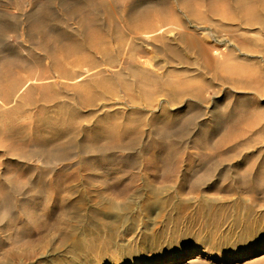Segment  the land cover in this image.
I'll list each match as a JSON object with an SVG mask.
<instances>
[{"label":"rangeland","instance_id":"obj_1","mask_svg":"<svg viewBox=\"0 0 264 264\" xmlns=\"http://www.w3.org/2000/svg\"><path fill=\"white\" fill-rule=\"evenodd\" d=\"M0 264H264V0H0Z\"/></svg>","mask_w":264,"mask_h":264},{"label":"bare ground","instance_id":"obj_2","mask_svg":"<svg viewBox=\"0 0 264 264\" xmlns=\"http://www.w3.org/2000/svg\"><path fill=\"white\" fill-rule=\"evenodd\" d=\"M258 19V18H257ZM68 211V210H67ZM62 230H63V233L65 234V233H70V230H71V228H70V226L69 225H64L62 228H61ZM69 237V236H68Z\"/></svg>","mask_w":264,"mask_h":264}]
</instances>
